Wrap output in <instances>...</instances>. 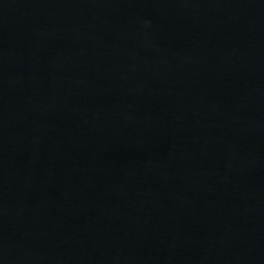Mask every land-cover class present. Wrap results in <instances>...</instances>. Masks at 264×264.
Returning <instances> with one entry per match:
<instances>
[{"label":"water","instance_id":"water-1","mask_svg":"<svg viewBox=\"0 0 264 264\" xmlns=\"http://www.w3.org/2000/svg\"><path fill=\"white\" fill-rule=\"evenodd\" d=\"M0 264H264V0H0Z\"/></svg>","mask_w":264,"mask_h":264}]
</instances>
